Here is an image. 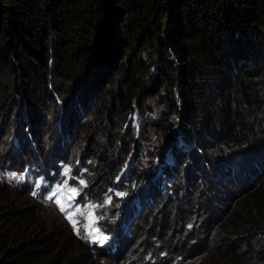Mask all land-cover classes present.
I'll return each mask as SVG.
<instances>
[{
    "label": "trees",
    "instance_id": "obj_1",
    "mask_svg": "<svg viewBox=\"0 0 264 264\" xmlns=\"http://www.w3.org/2000/svg\"><path fill=\"white\" fill-rule=\"evenodd\" d=\"M56 70L76 79L79 96L62 98L70 109L50 134L27 116L38 153L9 151L0 165L53 183L79 154L69 178L84 182L80 197L97 206L108 242L97 247L67 233L77 243L70 250L28 206L33 185L0 179V264H97L91 255L125 254L130 264L147 254L158 264L177 256L264 264V0H0L1 110L15 109L18 96L30 106L55 98L48 81ZM137 93L153 98L140 101L145 110L161 103V122L143 129L158 140L147 167L139 154L120 173L117 149ZM80 118H88L89 146L76 153L82 138L65 142ZM126 150L138 151L135 142Z\"/></svg>",
    "mask_w": 264,
    "mask_h": 264
},
{
    "label": "rangeland",
    "instance_id": "obj_2",
    "mask_svg": "<svg viewBox=\"0 0 264 264\" xmlns=\"http://www.w3.org/2000/svg\"><path fill=\"white\" fill-rule=\"evenodd\" d=\"M51 78L52 82L48 81V86L51 85V90L57 92L55 98L49 99L48 95L40 96L41 100L38 102H32L30 106V104L25 103L22 97L18 96L17 99L15 98V109L17 108L16 111L14 108L10 110L9 107L4 110H1L0 108V160H2V158H4V156H6L7 153L9 154L10 152L11 154L17 153L20 157L23 158L26 156V154H31L29 152V149L34 148V145L36 144L35 137H37L36 135L38 133L36 132L34 135H32L26 129L25 118L27 116H29L28 118L30 119H35L31 118L30 116L36 117L37 131H45L46 134H50L54 131L55 127V129H57V123L59 122V114L61 109H70L69 106H64V104H62V98L65 96L66 98L73 100L77 93V96H79L80 93H76V90H78V88H74L76 79L74 80V78L72 79L67 76L65 78H60L58 70L53 72V76ZM36 85L42 86L40 80L37 84L30 83L28 87L25 86L27 87L25 90L26 93H29L31 88L33 86L36 87ZM2 88L3 85H0V91L2 90ZM209 89L210 88H207L206 90L210 91ZM8 91L10 92V89ZM144 100L147 105L150 102V104L154 103L153 98H145L138 93L131 99L133 108L131 110L130 116L127 118L128 122L123 125V130L127 125L130 127V129L129 131H123L125 133L124 142L120 141L119 143H121L122 146L118 147L117 149V155L121 154L120 158H122V161L124 162V166H121L118 170L120 173L125 172L126 166L133 164L135 158L139 157V154H141V161L147 167V165L150 164L151 160V156L149 155L148 150L152 149V147H155L156 140H158V138L154 139V137L153 140L145 137L143 129L149 123V120L157 119V121H159L161 119L159 117V107L161 103L153 105V108L151 109L145 110L140 105V101L143 102ZM78 101L79 98L74 101L75 103L73 102L71 108ZM23 103H25V105ZM51 123H54V126H52ZM78 123H80L81 126H79L78 130L75 129L74 133L70 135L65 142V144H68L69 146L71 144V141L74 140V137L82 138L79 139L77 144H75L74 146V151H76V153L79 152V148L82 150V148H85V146H89V142L87 141V138L85 136L86 127L88 125V118H80ZM55 134H57V131H55ZM63 137L66 138V135L64 136L63 134ZM132 137L134 141L132 140ZM109 139L112 140V137H110ZM135 140L138 141L136 142ZM128 141L131 144H134L135 142L136 150H138L136 151V155L134 153V150H130L129 152H127L126 146L127 144H129ZM168 142L169 141H166L163 146L169 144ZM65 144H62V147ZM34 149H36L35 152L38 153V148ZM70 156L73 157L71 161H75V165H77L78 167H72L69 164H63L61 168L64 174V178L61 181L48 183L43 177L34 175V172L30 171L29 168H26L19 164H17V168H15V170H8L6 166L0 165V179L6 180L8 182L29 181L33 185V190L30 193V197L32 200H30L31 202H29L28 206L34 209L36 216L47 223L50 229L56 231L62 236L63 239H61L62 241L60 240L61 243L63 242V245L71 248L70 250H75L77 243L72 244L71 242L67 241V233H70L71 236H74V238L76 237L80 241L87 242L89 244L93 243V245H96L97 247H103L108 242V235H106L104 231L98 228V226L96 225L97 206L92 202L84 200L80 197L81 190L78 186V183L80 185H83L84 182L79 179L76 180L75 178H69V170L74 168L79 169V167H81L80 160L78 158L79 154ZM50 157H52V155ZM155 158L156 156H153V160ZM229 186H231V184ZM115 193L121 194L122 192L115 191ZM147 213L148 210L143 212L142 216H145L146 218ZM142 218L136 221L135 224L137 228L143 229L142 226L145 225V218ZM125 232L126 231L123 230V233ZM70 250L68 251L70 252ZM79 250L80 249H78V251ZM88 255L89 254H86L87 257ZM160 255L164 256L165 253L162 252ZM128 256L129 255L126 256L125 254L121 259L114 261L116 258L114 257V255L113 257L108 258H103L99 255H96L94 257L91 255L92 259L96 260L97 264H130ZM133 257L135 258L134 264H150L152 262H154V264H158L156 262L155 256L152 257L146 255L143 257V260L135 257V255ZM187 262H189V260L183 261L175 259L162 264H187Z\"/></svg>",
    "mask_w": 264,
    "mask_h": 264
},
{
    "label": "water",
    "instance_id": "obj_3",
    "mask_svg": "<svg viewBox=\"0 0 264 264\" xmlns=\"http://www.w3.org/2000/svg\"><path fill=\"white\" fill-rule=\"evenodd\" d=\"M168 145H169V144H167V145L164 147V150H163L162 153H165V152L167 151V149H168ZM161 156H162V154H161Z\"/></svg>",
    "mask_w": 264,
    "mask_h": 264
},
{
    "label": "clouds",
    "instance_id": "obj_4",
    "mask_svg": "<svg viewBox=\"0 0 264 264\" xmlns=\"http://www.w3.org/2000/svg\"><path fill=\"white\" fill-rule=\"evenodd\" d=\"M148 256H150L149 254H147ZM175 259H178V260H182L180 259L178 256L176 258H173L172 260H175ZM172 260H169V261H172ZM168 262V261H167Z\"/></svg>",
    "mask_w": 264,
    "mask_h": 264
}]
</instances>
